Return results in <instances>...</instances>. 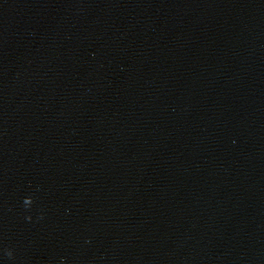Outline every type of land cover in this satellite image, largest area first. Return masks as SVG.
<instances>
[{
	"label": "water",
	"instance_id": "obj_1",
	"mask_svg": "<svg viewBox=\"0 0 264 264\" xmlns=\"http://www.w3.org/2000/svg\"><path fill=\"white\" fill-rule=\"evenodd\" d=\"M0 264H264V0H0Z\"/></svg>",
	"mask_w": 264,
	"mask_h": 264
}]
</instances>
